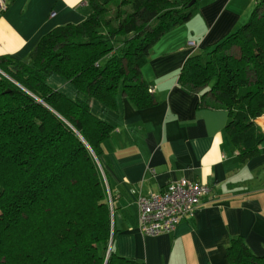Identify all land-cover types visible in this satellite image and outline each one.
<instances>
[{"label": "trees", "instance_id": "obj_1", "mask_svg": "<svg viewBox=\"0 0 264 264\" xmlns=\"http://www.w3.org/2000/svg\"><path fill=\"white\" fill-rule=\"evenodd\" d=\"M191 1L130 0L122 15L121 0H89L83 21L45 34L27 61L0 56V264H116L112 208L95 161L116 127L92 101L116 109L122 92L139 109L158 103L142 69L156 42L198 12L201 0ZM52 74L71 82L76 97L52 86ZM179 82L200 90V106L228 112L226 132L242 163L256 156L264 142L256 123L264 115V0L240 28L189 57ZM227 257L264 264L242 237Z\"/></svg>", "mask_w": 264, "mask_h": 264}, {"label": "crops", "instance_id": "obj_2", "mask_svg": "<svg viewBox=\"0 0 264 264\" xmlns=\"http://www.w3.org/2000/svg\"><path fill=\"white\" fill-rule=\"evenodd\" d=\"M254 2L201 0L190 20L156 42L142 69L156 105L139 109L122 92L116 109L92 101L93 111L116 127L101 156L116 264H232L227 249L237 237L255 254H264V142L242 163L226 132L228 112L200 106V90L191 92L179 82L185 61L245 24ZM91 12L89 0H11L0 11V56L27 61L45 34L80 23ZM62 78L54 77V87L76 97L75 86ZM256 122L264 129V116ZM181 179L205 183L210 191L175 231L144 234L137 197Z\"/></svg>", "mask_w": 264, "mask_h": 264}, {"label": "built area", "instance_id": "obj_3", "mask_svg": "<svg viewBox=\"0 0 264 264\" xmlns=\"http://www.w3.org/2000/svg\"><path fill=\"white\" fill-rule=\"evenodd\" d=\"M9 1L0 0V11L8 9ZM150 91L153 92L154 88ZM209 191L205 183L181 179L157 193L138 196L139 228L144 234L153 236L175 231L186 216L194 214Z\"/></svg>", "mask_w": 264, "mask_h": 264}, {"label": "rangeland", "instance_id": "obj_4", "mask_svg": "<svg viewBox=\"0 0 264 264\" xmlns=\"http://www.w3.org/2000/svg\"><path fill=\"white\" fill-rule=\"evenodd\" d=\"M255 2H254V4L256 5V3L258 2V0H254ZM10 2H11V0L9 1V5H10ZM120 6H121V10H122V15L124 14V12L126 11V10H129L130 9V0H121V2H120ZM9 7V6H8ZM254 8H255V6H254ZM234 48L232 49L233 50V52L235 53V52H238V47L235 45V46H233ZM203 53H205V51L203 52ZM7 75V73H4V72H2V75L4 76V75ZM9 76V78L11 77L10 75H8ZM60 77V78H62V76H60V75H58V74H52L51 76H50V78H49V82H50V84L52 85V86H54L53 85V80H54V77ZM12 78V77H11ZM63 79V78H62ZM12 80H14L13 78H12ZM14 82H16L15 80H14ZM18 84H20V83H18ZM21 85V84H20ZM22 86V85H21ZM22 88L24 89V90H27V89H25V87H23L22 86ZM56 88V87H55ZM151 88V87H150ZM150 88H149V91H150ZM63 90H67V88L66 89H63ZM151 92V91H150ZM154 92V91H153ZM152 92V93H153ZM264 116V115H263ZM259 118V117H258ZM257 118V119H258ZM256 119V120H257ZM257 123V122H256ZM260 125V124H259ZM95 161H96V163H97V165H98V168H99V170H100V173H101V175H102V177H103V180H104V182H105V185H106V189H107V193H108V198H109V201H110V196H109V192H108V187H107V180H106V178H107V173L105 172V169H104V167H103V165H102V163H101V158L99 159L97 156H95ZM99 161H100V163H99ZM101 166H102V169H103V171H102V169H101ZM106 177V178H105ZM111 205V204H110Z\"/></svg>", "mask_w": 264, "mask_h": 264}, {"label": "water", "instance_id": "obj_5", "mask_svg": "<svg viewBox=\"0 0 264 264\" xmlns=\"http://www.w3.org/2000/svg\"><path fill=\"white\" fill-rule=\"evenodd\" d=\"M195 2V0L191 1L190 5H192Z\"/></svg>", "mask_w": 264, "mask_h": 264}]
</instances>
